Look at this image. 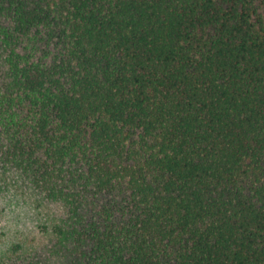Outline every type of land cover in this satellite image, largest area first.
Returning <instances> with one entry per match:
<instances>
[{
	"label": "trees",
	"instance_id": "1",
	"mask_svg": "<svg viewBox=\"0 0 264 264\" xmlns=\"http://www.w3.org/2000/svg\"><path fill=\"white\" fill-rule=\"evenodd\" d=\"M7 173L13 264H264V0H0Z\"/></svg>",
	"mask_w": 264,
	"mask_h": 264
},
{
	"label": "rangeland",
	"instance_id": "2",
	"mask_svg": "<svg viewBox=\"0 0 264 264\" xmlns=\"http://www.w3.org/2000/svg\"><path fill=\"white\" fill-rule=\"evenodd\" d=\"M22 184L15 173L0 176V264H13L18 245L31 251L46 240L40 228L44 214Z\"/></svg>",
	"mask_w": 264,
	"mask_h": 264
}]
</instances>
